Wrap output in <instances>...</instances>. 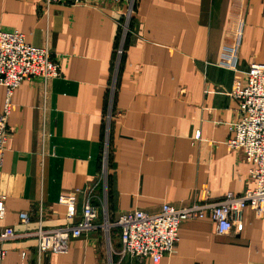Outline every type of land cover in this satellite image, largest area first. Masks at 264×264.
<instances>
[{
    "label": "crops",
    "instance_id": "crops-1",
    "mask_svg": "<svg viewBox=\"0 0 264 264\" xmlns=\"http://www.w3.org/2000/svg\"><path fill=\"white\" fill-rule=\"evenodd\" d=\"M125 9L109 0L49 7L0 0V31L47 45L61 65L58 78L24 81L13 93L0 233L12 227L19 237L0 244L2 264H154L121 257L117 229L108 250L103 212L154 214L163 204L200 203L206 191L219 200L254 188L251 166L225 143L238 108L229 93L251 64H264V0H136L109 99ZM4 94L0 86V111ZM69 195L71 220L58 203ZM87 199L96 228L70 241L68 253L38 258L31 234L75 226ZM178 238L157 264H264V215L250 210L241 230L218 235L209 219L187 221Z\"/></svg>",
    "mask_w": 264,
    "mask_h": 264
},
{
    "label": "built area",
    "instance_id": "built-area-1",
    "mask_svg": "<svg viewBox=\"0 0 264 264\" xmlns=\"http://www.w3.org/2000/svg\"><path fill=\"white\" fill-rule=\"evenodd\" d=\"M93 0H43L46 7L51 5L89 6ZM125 3L121 33L113 53V78L110 85V98L114 90L116 73L123 56V48L128 26L134 14L136 0H109ZM47 45L34 47L25 42L24 36L16 30L0 31V86L4 87V102L0 111V170L3 164L5 146L9 137L8 119L13 110L12 97L15 89L24 81L39 78L45 84L61 75V65L52 59ZM244 82L232 87L229 95L237 103V119L229 125L231 137L225 145L230 151L242 154L244 161L251 167L248 178L254 188L245 190L240 195L226 194L219 200L211 199L208 191L200 203L184 207L161 205L154 214L141 210L122 213L113 224L107 219L101 229L108 233L109 228L119 231L121 250L119 255L133 259H149L154 264L173 253L179 242L178 231L182 223L209 219L218 235H225L233 229L241 230L242 215L245 210L261 217L264 215V64L253 63L243 74ZM199 133L195 134L198 139ZM103 167L106 166L105 151ZM104 175V174H103ZM5 196L0 195V220L5 216ZM60 205L66 207L65 217L73 219L77 215L76 198L72 195L60 197ZM97 208L89 199L81 208L80 221L75 226H64L44 230L41 227L31 234L36 241L37 257L51 253H68L69 243L96 228ZM21 224H28L29 217L22 213ZM108 235V234H107ZM19 235L12 227H6L0 233V244L15 240ZM0 247V264L5 257ZM24 257V254H22Z\"/></svg>",
    "mask_w": 264,
    "mask_h": 264
},
{
    "label": "rangeland",
    "instance_id": "rangeland-1",
    "mask_svg": "<svg viewBox=\"0 0 264 264\" xmlns=\"http://www.w3.org/2000/svg\"><path fill=\"white\" fill-rule=\"evenodd\" d=\"M122 21H123V19H122ZM122 21H121V23H122ZM120 23V24H121ZM119 24V25H120ZM128 31H129V26H128ZM120 33H121V26H120ZM107 120V119H106ZM105 151V150H104ZM105 154H106V151H105ZM103 161V160H102ZM104 169H105V167H103V174L105 175V173H104ZM101 205L102 206H105V202H104V200L102 199L101 200ZM105 219H107V222L109 223V224H113L114 222H115V219L114 218H112V217H110V216H108L107 214H106V212H103V221L105 222ZM103 222V223H104ZM107 230H109L108 231V233H105V231H104V234H105V236H106V240H107V248H108V250L110 249V238H112V237H114V236H116V228H109V229H107ZM108 234V235H107ZM23 257V256H22Z\"/></svg>",
    "mask_w": 264,
    "mask_h": 264
},
{
    "label": "trees",
    "instance_id": "trees-1",
    "mask_svg": "<svg viewBox=\"0 0 264 264\" xmlns=\"http://www.w3.org/2000/svg\"><path fill=\"white\" fill-rule=\"evenodd\" d=\"M124 47H125V43H124ZM123 55H124V48H123ZM122 59H123V56H122V58H121L120 66H121V64H122Z\"/></svg>",
    "mask_w": 264,
    "mask_h": 264
}]
</instances>
